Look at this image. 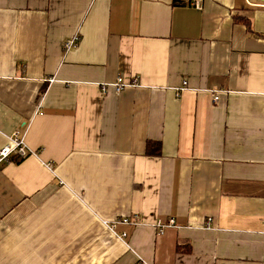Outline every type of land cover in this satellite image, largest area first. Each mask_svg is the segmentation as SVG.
Wrapping results in <instances>:
<instances>
[{
    "label": "crops",
    "instance_id": "obj_1",
    "mask_svg": "<svg viewBox=\"0 0 264 264\" xmlns=\"http://www.w3.org/2000/svg\"><path fill=\"white\" fill-rule=\"evenodd\" d=\"M192 2L0 0V264H264V0Z\"/></svg>",
    "mask_w": 264,
    "mask_h": 264
},
{
    "label": "built area",
    "instance_id": "obj_2",
    "mask_svg": "<svg viewBox=\"0 0 264 264\" xmlns=\"http://www.w3.org/2000/svg\"><path fill=\"white\" fill-rule=\"evenodd\" d=\"M192 5L195 6L196 8L200 9L201 4L203 0H192ZM81 42V37L79 34L74 35L70 39L66 40L64 43V50L66 52H70L72 49L78 46V44ZM50 83L54 82L55 79L49 78L47 79ZM138 80L135 79L132 84H127L122 77H119L113 84V88L115 89L116 93L120 94L122 93L126 88L128 87H135L137 86ZM186 88H181L177 89V96H180V94L185 90ZM103 93H107L108 91V86L103 85L102 87ZM222 92H217L216 96H214L213 101L216 103L219 100V95H221ZM32 152L29 150L27 147L25 141H24V136H22V133L19 131H15L12 133V135L9 137L8 144L0 149V165L1 164H9L13 162V160L16 159H24L28 157ZM119 223L130 225V224H138V221L136 217L134 218H125L119 221ZM175 221L170 220L166 225H162L161 222L158 223L157 228H159L160 233L163 232L164 228L166 227H171L174 225ZM114 228V227H112ZM126 235L124 234L123 237ZM136 264H142L141 261H139Z\"/></svg>",
    "mask_w": 264,
    "mask_h": 264
},
{
    "label": "trees",
    "instance_id": "obj_3",
    "mask_svg": "<svg viewBox=\"0 0 264 264\" xmlns=\"http://www.w3.org/2000/svg\"><path fill=\"white\" fill-rule=\"evenodd\" d=\"M161 152V145L158 143H148V153L159 155ZM19 160V159H17Z\"/></svg>",
    "mask_w": 264,
    "mask_h": 264
}]
</instances>
